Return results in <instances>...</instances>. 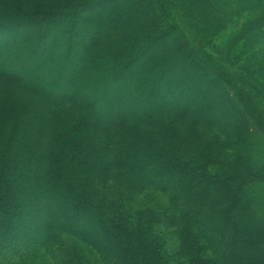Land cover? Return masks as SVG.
<instances>
[{
    "label": "trees",
    "instance_id": "16d2710c",
    "mask_svg": "<svg viewBox=\"0 0 264 264\" xmlns=\"http://www.w3.org/2000/svg\"><path fill=\"white\" fill-rule=\"evenodd\" d=\"M0 264H264V0H0Z\"/></svg>",
    "mask_w": 264,
    "mask_h": 264
},
{
    "label": "rangeland",
    "instance_id": "374dc122",
    "mask_svg": "<svg viewBox=\"0 0 264 264\" xmlns=\"http://www.w3.org/2000/svg\"><path fill=\"white\" fill-rule=\"evenodd\" d=\"M45 209V208H44ZM45 214H47V213H45ZM95 231V233L97 234L99 231H98V229H96V230H94Z\"/></svg>",
    "mask_w": 264,
    "mask_h": 264
}]
</instances>
